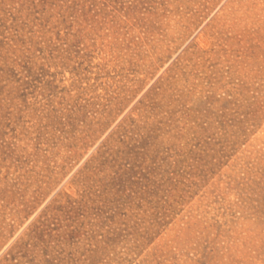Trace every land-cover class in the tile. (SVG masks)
Masks as SVG:
<instances>
[{
	"label": "rangeland",
	"instance_id": "1",
	"mask_svg": "<svg viewBox=\"0 0 264 264\" xmlns=\"http://www.w3.org/2000/svg\"><path fill=\"white\" fill-rule=\"evenodd\" d=\"M0 264H264V0H0Z\"/></svg>",
	"mask_w": 264,
	"mask_h": 264
}]
</instances>
